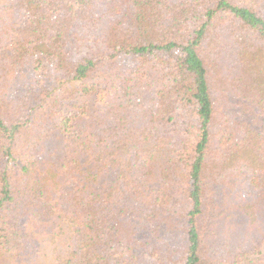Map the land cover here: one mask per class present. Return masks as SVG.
<instances>
[{"label":"trees","instance_id":"16d2710c","mask_svg":"<svg viewBox=\"0 0 264 264\" xmlns=\"http://www.w3.org/2000/svg\"><path fill=\"white\" fill-rule=\"evenodd\" d=\"M229 95L264 120V0H0V255L264 264Z\"/></svg>","mask_w":264,"mask_h":264},{"label":"rangeland","instance_id":"374dc122","mask_svg":"<svg viewBox=\"0 0 264 264\" xmlns=\"http://www.w3.org/2000/svg\"><path fill=\"white\" fill-rule=\"evenodd\" d=\"M228 101H229V108L226 109V113L231 114L233 117V120L238 121L240 123L247 124L249 128L254 132H261V125L262 126L264 125V120L258 110H256V113L258 114V117H257L258 121H257V120H253L251 117H249L248 115H246L245 113L241 111V108L238 104V101H240V99L238 97H235L234 95H229ZM263 250H264V247L260 249L258 254L255 256L260 255V253H262ZM1 255H0V264H28V262H25L26 260L22 259L21 257H17V258L11 257L10 258L9 256H6V254H3L2 256ZM29 263L42 264V262L39 259L35 260V258L33 261H29Z\"/></svg>","mask_w":264,"mask_h":264}]
</instances>
